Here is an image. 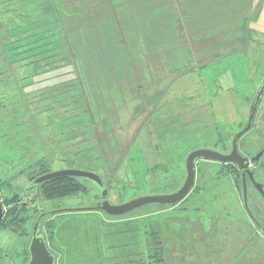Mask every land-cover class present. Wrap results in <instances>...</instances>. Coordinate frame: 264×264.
I'll return each instance as SVG.
<instances>
[{"label": "rangeland", "instance_id": "1", "mask_svg": "<svg viewBox=\"0 0 264 264\" xmlns=\"http://www.w3.org/2000/svg\"><path fill=\"white\" fill-rule=\"evenodd\" d=\"M160 2L165 15L152 26H142V9L127 8L142 36L137 51L101 0H61L58 12L51 0H0V193L19 205L18 221L7 216L0 223V247L10 255L0 252V264H25L24 236L7 230L8 221L29 236L39 209L101 200L92 182L87 194L38 196L30 179L43 166L93 171L106 181L111 171L109 200L123 203L173 192L197 148L231 150L264 81V0ZM56 13L77 69L10 79L4 55L13 75H26L23 62L15 64L24 51L16 41L27 28L31 47H44L54 36ZM46 54L45 69L69 63L66 44ZM263 148L264 94L253 128L239 142L247 156ZM197 165L195 188L173 207L150 204L121 216L83 209L45 215L41 226L56 264H149L147 252L157 241L167 248L168 264H264V229L253 220L264 227L260 195L248 187L252 219L234 168ZM258 177L264 180V156Z\"/></svg>", "mask_w": 264, "mask_h": 264}, {"label": "trees", "instance_id": "2", "mask_svg": "<svg viewBox=\"0 0 264 264\" xmlns=\"http://www.w3.org/2000/svg\"><path fill=\"white\" fill-rule=\"evenodd\" d=\"M4 1H10L11 2L12 0H4ZM51 1H52V5H51L52 7L50 6L51 10L58 12L59 11L58 7L61 4V0H51ZM133 1L135 2V5L132 6L130 3L131 2L133 3ZM141 1H143L141 5H140V3H138V2H140V0H131V1H128V0L127 1L126 0H101V4H100V6H104V3L108 4V5L110 4V8L111 7L112 8L110 9L109 15H111L112 17L115 18L116 23H117V30L120 33L121 38L123 40H125V35L127 34V37H129L128 34H131L132 35L131 36L132 37L131 43H133L134 49H136L137 51H138V48L140 47L139 43L142 40V36L138 32L137 28H135L132 25V23H134V19H130V21L127 20L128 19V13H131V12H129L130 9L133 7L137 8V10L142 9V21H144L142 23V26H144V25L148 26L149 24H150V26H152V23L158 22L157 20H160L165 15L162 12L163 8H161V6H160V5H162L160 0H141ZM148 5H151V7H149L146 10V6H148ZM127 8L129 9L128 12H127ZM260 10H261V8H259L257 14L260 12ZM98 11H100V13L101 12L105 13L108 10H107V8H104V9L102 8L101 10H98ZM144 13L148 17L144 16L143 15ZM56 18H57V23L55 24L56 29H55V31H53L54 36H52V38H50V41L47 44H45L44 47L43 46H37V45L34 47H31L32 42L29 41V39L31 38V35L29 34L30 29L26 28L22 31L25 35H23L21 38H19L18 41H16V42L18 45H20L23 48L21 50H24V51L18 53V56H17L18 59L15 60L16 61L15 64H19V63L22 64V62H23V64L21 66H23L25 69H27V71H26V75H24L22 78L18 79V77L15 74L14 75L12 74L11 67H9L11 65H9L8 63L11 61H9L8 57H6L4 55V58H5L4 61L5 62L3 63V60H2V63L4 64V66H6L7 71L9 73V76H10V79L13 76V78H15L17 82L19 80H21V82H23L24 79H26V78L41 75V74H44L47 72L53 73V72H56V70L58 71V70H62L65 68H71V71L72 70L75 71V69H77L76 62H75V54H74V51L71 49V46L69 45L70 34H66L64 32L65 27L62 25L63 20H62L60 15H57V13L55 15V19ZM25 26H27V25H25ZM19 30H20V28H19ZM36 33H38V34L43 33L42 28H40V26L38 27V32H36ZM158 34H159V32H156V35H158ZM27 42H30V43H27ZM28 44H30V45H28ZM64 44H66L68 46V49H69V54L67 56V58L69 59V63H67V64L65 63L63 65H57V66L51 67L49 69H45V67H47L48 65H51L50 62L48 63L49 60L47 61V59H49V57L51 55L49 56L46 53L48 51H52V48H56V46L58 47V46H62ZM75 79L78 80L76 77H75ZM73 85H74V83H73ZM73 85L70 88L72 90L75 87ZM65 94H66L65 96L67 97V93H65ZM239 142H240V140H239ZM259 162L256 164L257 165L256 171L253 170L254 179L256 181L257 180L261 181L263 183V184L262 183L261 184L264 187V180L259 179V177H258ZM220 164L225 165V167H227V168H234L235 169V172L237 174L236 175V182L239 184V186L243 190L242 170H240L237 167V165L232 164V163H220ZM41 168L42 169L40 171V174H44V173L50 171L46 166H43ZM109 174L110 175L108 176L107 181L104 179V177L101 174L100 175L103 177L104 181L106 183H108L109 191H110V188L112 187L113 174L111 171ZM33 178L34 177H32L30 180H33ZM246 181H247V186L250 189L257 192V190L252 185L251 180L249 178H247ZM86 182L89 183L90 181H88L86 179H82V178H77V177H60V178L45 181V182L41 183L39 186H34V187L37 188V195L38 196L42 195L46 200L52 201V200L64 198L67 196H73L75 194H79V195L87 194L88 188L86 186ZM93 186H95V185L93 184ZM0 189H1V187H0ZM96 189L98 190L99 197L102 200L99 189L97 187H96ZM14 198L15 197H11V198L5 197L4 198L7 207H9L8 216H11L12 217L11 220H13V221L18 220V219H16L17 213H18V206L17 205H10L11 201H14ZM101 200H99V201H101ZM151 205H153V204H151ZM148 206H150V205H148ZM158 206H160V205H158ZM162 206H165V205H162ZM245 207H246V205H245ZM248 207H249V210L246 207L247 212L248 213L251 212L250 213L251 215L250 214L249 215L251 217L252 216L254 217V214L252 213L249 205H248ZM253 217H252V219H253ZM11 220L8 221L9 225L12 222ZM253 220H255L254 222L257 223L256 225L257 226L259 225L258 227L261 228L260 226H262V225L258 222V220L256 218ZM0 223H3V220ZM159 244H161V242L157 241L156 243L153 244L151 251L147 252V259L149 261V264H168L167 261H168V254L169 253L167 254V248H165V245L163 244V242L161 245H159Z\"/></svg>", "mask_w": 264, "mask_h": 264}, {"label": "water", "instance_id": "3", "mask_svg": "<svg viewBox=\"0 0 264 264\" xmlns=\"http://www.w3.org/2000/svg\"><path fill=\"white\" fill-rule=\"evenodd\" d=\"M263 94L264 81L256 94L248 121L246 125L234 136L232 141V150L229 153H223L212 148H197L189 153L186 159L185 180L176 191L164 194H146L132 198L123 203H112L109 200V185L104 181L103 177L97 172L77 168L60 169L46 172L34 179L30 187L39 186L45 181L60 177L83 178L92 182L99 189L102 200L99 201L95 206H87L83 208H60L48 214L50 215L57 212L59 213L63 211L83 209L97 211L100 210L111 216H121L150 204L165 205L167 207H173L177 205L182 200H184L195 187L197 177V162L199 160H206L219 163H232L237 165V167L242 170L244 201L247 209L249 210L246 174L249 175L254 187L257 188V190L262 195H264L263 185L254 179V173L250 169L252 164L258 163L263 157L264 148L250 158L239 150V140L253 128ZM164 168L166 169V166H164ZM5 211L6 209L2 202V195L0 193V222L4 217ZM44 216L45 215H40L32 226V236L28 246L30 258L27 264H56V257L48 247L42 231L41 222Z\"/></svg>", "mask_w": 264, "mask_h": 264}, {"label": "flooded vegetation", "instance_id": "4", "mask_svg": "<svg viewBox=\"0 0 264 264\" xmlns=\"http://www.w3.org/2000/svg\"><path fill=\"white\" fill-rule=\"evenodd\" d=\"M206 148H212V149H216V148H213V147H206ZM231 150H232V148H231ZM231 150H229L228 152H225V153H229ZM250 158L252 157V156H249ZM200 161V160H199ZM198 161V162H199ZM198 162H197V164H198ZM257 163H255V164H252L251 166H250V169L253 171H256V168H257V165H256ZM166 166V169H168V165H165ZM198 166V165H197ZM162 167H164V165H162ZM165 169V168H164ZM40 175H42V174H38L37 176H35L34 178H33V180H31V184H32V182L34 181V179H36V178H38ZM247 178H249L250 179V177H249V175L248 174H246V180H247ZM184 180H185V178H184ZM184 180H183V182H184ZM110 181V180H109ZM258 182H260V183H262L261 181H259V180H257ZM183 182L181 183V185L183 184ZM263 184V183H262ZM181 185H179L175 190H173V191H176ZM252 185H253V183H252ZM28 186V185H27ZM254 186V185H253ZM33 188H35V187H33ZM255 188V187H254ZM37 189V188H36ZM256 190H257V188H255ZM247 190H248V186H247ZM27 191V190H26ZM257 193L260 195V197L262 198V200L264 201V195H262L258 190H257ZM2 202H3V204L5 205V209H6V211H5V214H4V217H3V219L5 218V217H7L8 216V213H9V207H7V205H6V203L4 202V200H3V198H2ZM99 202V201H98ZM97 202V203H98ZM96 203V204H97ZM22 204H24L25 206H28L29 205V202H28V200H24L23 202H22ZM10 205H17V202H13V201H11V203H10ZM18 207H19V205H17ZM94 206V205H93ZM58 210V209H57ZM34 212H35V210H33ZM52 211H55V210H44V209H39V214L33 219V222H35V220L40 216V215H47L48 213H50V212H52ZM100 211V210H99ZM103 212V211H102ZM2 219V220H3ZM44 217H43V219H42V221H44ZM18 221V220H17ZM19 224H21V222L19 223ZM257 224V223H256ZM259 226V225H258ZM262 229H264V227L263 226H260ZM7 230H9V231H11V230H18L19 231V234H21V235H23L24 236V240H22L23 242H24V244H25V246H24V249H23V259L25 260V264H27L28 263V260H29V258H30V254H29V251H28V246H29V243H30V238H31V236H32V230L30 231V233H29V236H28V233H27V230L25 229V228H23V226H19V225H16V224H14L13 222H11V224L9 225V226H7V228H6ZM42 231H43V228H42ZM0 252H2V250H1V247H0ZM3 253V256L4 257H9L10 255L7 253V252H2Z\"/></svg>", "mask_w": 264, "mask_h": 264}]
</instances>
